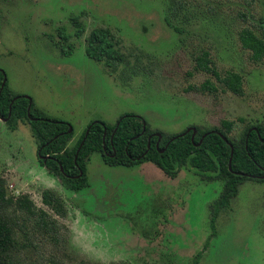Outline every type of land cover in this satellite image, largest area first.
I'll return each mask as SVG.
<instances>
[{
	"label": "rangeland",
	"instance_id": "1",
	"mask_svg": "<svg viewBox=\"0 0 264 264\" xmlns=\"http://www.w3.org/2000/svg\"><path fill=\"white\" fill-rule=\"evenodd\" d=\"M71 17L84 25L79 38ZM262 19L264 0H0V71L14 95L73 127L71 146L90 123L112 125L127 113L171 135L222 120L239 133L264 119V61H253L239 42L244 28L259 33ZM62 27L76 44L65 57L54 45ZM95 28L117 41L123 61L114 70L85 55ZM203 52L221 77L240 76L241 96L194 69ZM206 80L215 91L200 89ZM86 174L89 187L66 190L38 164L28 122L12 130L0 119L7 195H27L57 222L53 237L19 239L21 264H192L199 252V264H264V183L239 187L204 248L219 181L185 168L169 178L151 162L110 167L99 154ZM46 190L59 199L60 214L42 203Z\"/></svg>",
	"mask_w": 264,
	"mask_h": 264
},
{
	"label": "trees",
	"instance_id": "2",
	"mask_svg": "<svg viewBox=\"0 0 264 264\" xmlns=\"http://www.w3.org/2000/svg\"><path fill=\"white\" fill-rule=\"evenodd\" d=\"M70 21L75 29L73 36L81 37L84 25L75 17ZM258 26L259 33L244 28L239 34L242 49L250 52L255 62L264 61V19ZM57 37L54 45L60 54L70 56L76 48L75 43L69 42L71 35L62 27ZM84 51L90 60L103 63L110 70L123 61L117 41L107 28L93 29L85 39ZM194 69L210 74L232 94L242 95L240 76L228 72L221 77L206 52L196 57ZM4 77L0 71V87ZM200 89L213 92L216 88L206 80ZM0 119L12 130L19 122H28L37 145L38 164L75 194L89 187L86 167L94 154H99L101 161L110 167L131 168L151 162L169 178H176L185 168L202 179L219 181L222 189L210 207L211 235L204 248L216 233L219 214L229 209L239 187L246 181L264 183V119L239 133H235L234 122L222 120L218 127L195 126V133L184 130L171 135L155 132L145 118L127 113L112 125L103 121L90 123L71 146L74 130L69 123L47 117L28 98L14 95L6 82L0 92ZM5 184L0 177V264H21L19 254L23 245L19 239L29 241V234L53 237L57 222L44 210L37 209L27 195L8 196ZM41 197L45 206L60 214V202L53 193L46 190ZM201 256V252L197 253L192 264H199Z\"/></svg>",
	"mask_w": 264,
	"mask_h": 264
},
{
	"label": "water",
	"instance_id": "3",
	"mask_svg": "<svg viewBox=\"0 0 264 264\" xmlns=\"http://www.w3.org/2000/svg\"><path fill=\"white\" fill-rule=\"evenodd\" d=\"M5 82H6V79H5V77H4V79H3V81H2V85H1V87H0V92H1V90H2V88H3V86L5 85ZM26 98H27V97H26ZM28 100H29V103H31V100H30L29 98H28ZM190 130H192L193 133H195V129H194V128H190V129L186 130L185 133L189 132ZM69 132H71V128H69ZM161 152H162V151H161ZM262 179H264V177H262Z\"/></svg>",
	"mask_w": 264,
	"mask_h": 264
}]
</instances>
